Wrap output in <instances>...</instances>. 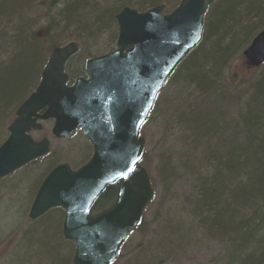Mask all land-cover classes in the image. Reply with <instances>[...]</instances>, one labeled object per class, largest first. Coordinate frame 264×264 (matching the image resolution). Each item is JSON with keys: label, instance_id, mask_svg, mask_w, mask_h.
<instances>
[{"label": "trees", "instance_id": "obj_1", "mask_svg": "<svg viewBox=\"0 0 264 264\" xmlns=\"http://www.w3.org/2000/svg\"><path fill=\"white\" fill-rule=\"evenodd\" d=\"M132 2L0 0V144L17 108L38 86L52 49L72 34L82 47L89 41L112 50L115 16ZM159 4L138 0L132 7L146 11ZM263 29L264 0H217L198 45L159 92L145 121L160 115L154 171L148 152L143 159L156 196L134 231L140 240L125 264L182 261L202 241L223 247L218 264H264V69H248L242 57ZM73 72L82 74L79 66ZM45 159L49 167L30 189L32 199L61 158ZM119 188L110 186L92 213L110 209ZM63 219L64 210L55 208L25 234V250L35 254L36 264H72L75 246L63 237Z\"/></svg>", "mask_w": 264, "mask_h": 264}, {"label": "water", "instance_id": "obj_2", "mask_svg": "<svg viewBox=\"0 0 264 264\" xmlns=\"http://www.w3.org/2000/svg\"><path fill=\"white\" fill-rule=\"evenodd\" d=\"M216 0H181L169 14L164 5L146 12L123 8L116 20L117 49L91 58L87 78L69 86L65 64L77 42L55 47L36 90L18 107L0 145V180L50 153L48 138L35 140L39 121L54 120L52 135L67 138L81 127L93 145L92 158L78 170L60 163L44 178L32 203L34 221L50 209L65 211L63 235L75 244L72 264H111L123 242L143 221L155 196L140 165L145 138L139 129L155 98L184 57L201 39L204 17ZM245 64H264V30L243 51ZM121 182L116 204L92 216L108 187Z\"/></svg>", "mask_w": 264, "mask_h": 264}, {"label": "rangeland", "instance_id": "obj_3", "mask_svg": "<svg viewBox=\"0 0 264 264\" xmlns=\"http://www.w3.org/2000/svg\"><path fill=\"white\" fill-rule=\"evenodd\" d=\"M138 0H133L131 6L137 3ZM160 4L167 6L166 10L174 9L180 0H159ZM129 5V6H130ZM38 31H42L41 28ZM37 31V32H38ZM41 33L40 36H42ZM80 38V37H79ZM81 39V38H80ZM83 40V39H81ZM70 41H77V37L69 34V37L63 44ZM85 41V40H84ZM111 40L110 44L112 43ZM86 43V42H85ZM104 45V44H103ZM107 45V44H106ZM104 45V46H106ZM97 43H86L80 53L76 55L70 63L71 76L75 77L74 72L76 67L83 69V64L89 57L105 53L109 50H102L104 47H98ZM114 46V45H113ZM99 48V49H97ZM74 67V68H73ZM242 71L245 70L241 60ZM264 69V65L262 67ZM53 121H48L44 124V129L38 132H32L36 140L43 137L51 139L52 150L51 154L46 158H61L57 162L66 161L74 168L79 167L92 153V146L87 141L81 129L76 130L70 137L64 139L53 138L51 129ZM161 119L160 115L156 114L150 123L143 125L140 134L146 139V152L149 153L150 161L153 163L152 170L158 161V151L161 144ZM144 133V134H142ZM48 162L42 159L39 162L30 165L27 170H20L12 175L10 180L0 183V264H36V257L33 252H26L24 247L25 234L32 227L33 222L29 221L28 215L30 205L33 201L31 190L33 184L40 180V177L47 171ZM152 175V171L150 172ZM154 175V174H153ZM155 176V175H154ZM161 183V182H157ZM162 186V185H161ZM153 203L150 204L145 211L144 218H148ZM48 218L47 221H51ZM140 235L134 232L125 241V249L122 246L118 258L112 264H125L127 259H130V252L136 247ZM199 248L187 255V258L182 261H169L166 264H218L220 258L225 254L222 246H214L210 243L202 241ZM123 244V245H124ZM123 254V255H121ZM120 255L123 256L120 259ZM38 257H42V252ZM42 264H50L49 262L40 261Z\"/></svg>", "mask_w": 264, "mask_h": 264}, {"label": "bare ground", "instance_id": "obj_4", "mask_svg": "<svg viewBox=\"0 0 264 264\" xmlns=\"http://www.w3.org/2000/svg\"><path fill=\"white\" fill-rule=\"evenodd\" d=\"M89 42V41H88ZM79 45V49L81 50L83 47L80 45V43L78 44Z\"/></svg>", "mask_w": 264, "mask_h": 264}]
</instances>
